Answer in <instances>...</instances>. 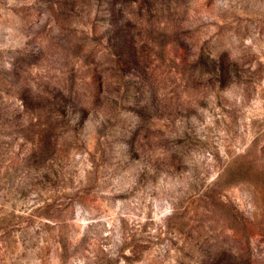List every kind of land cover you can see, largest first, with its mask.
<instances>
[{"label": "rangeland", "instance_id": "374dc122", "mask_svg": "<svg viewBox=\"0 0 264 264\" xmlns=\"http://www.w3.org/2000/svg\"><path fill=\"white\" fill-rule=\"evenodd\" d=\"M0 264H264V0H0Z\"/></svg>", "mask_w": 264, "mask_h": 264}]
</instances>
